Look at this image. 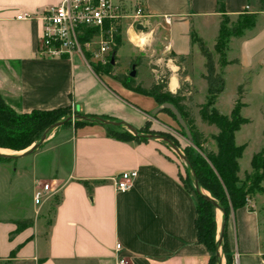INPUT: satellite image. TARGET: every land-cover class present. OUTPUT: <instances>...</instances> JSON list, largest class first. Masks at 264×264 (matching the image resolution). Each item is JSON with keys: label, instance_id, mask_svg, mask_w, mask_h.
<instances>
[{"label": "crops", "instance_id": "crops-1", "mask_svg": "<svg viewBox=\"0 0 264 264\" xmlns=\"http://www.w3.org/2000/svg\"><path fill=\"white\" fill-rule=\"evenodd\" d=\"M60 1L0 0L3 101L18 113L69 107L72 112L104 116L135 131L145 123L150 131H161L158 120L168 125L169 117L159 111L162 105L152 97L127 90L104 72L95 74L78 54L66 59L36 56L41 21L16 17L35 15ZM122 1L141 2L147 18L143 31H132L125 22L114 65L123 59L131 67L134 60L137 66L132 79L142 88L157 83L162 68L167 92L190 97L193 107L203 104L204 59L191 34L211 52L218 71L212 50L219 23L216 0ZM223 7L231 23L237 15L255 14L253 27L228 40L225 59L229 64L222 69L223 80L231 67L245 74L258 70L254 78L259 77L258 87L264 92V73L260 75L264 69V12L258 10L256 0H223ZM124 45L129 49L125 59L118 55ZM178 57L184 58L180 65ZM145 66L150 71L147 79L139 73ZM245 82L242 97L253 80ZM198 83L201 92L205 91L200 101ZM220 94L214 103L216 110ZM201 125L209 130L208 138L216 134L213 127ZM239 130L234 133V144L245 149L247 142L236 140ZM202 148L215 151L206 139ZM45 154L49 158L40 157ZM176 157L160 139H117L105 126L93 124L57 129L35 152L16 159L28 160L17 168L0 162V194L8 190L25 196L24 204L0 206V264H116L117 254L129 264H207L208 253L196 241L193 196L181 179ZM239 162L237 177L242 179L251 169L241 170ZM131 172L129 188L118 192L112 178ZM52 180L59 191L34 205L33 192ZM260 186L262 192L249 196L225 222L215 210V239L223 227L233 264H264V182ZM22 221L29 223L17 230L16 223ZM116 244L120 245L118 253ZM217 254L219 264H225L219 248Z\"/></svg>", "mask_w": 264, "mask_h": 264}, {"label": "trees", "instance_id": "trees-1", "mask_svg": "<svg viewBox=\"0 0 264 264\" xmlns=\"http://www.w3.org/2000/svg\"><path fill=\"white\" fill-rule=\"evenodd\" d=\"M258 10L264 12V0H256ZM217 13L219 14L218 32L213 45V52L217 55V65L219 70L216 71L211 52L191 34V41L195 43L199 54L204 59L203 80L206 84L205 101L203 104L196 106L198 117L201 124L213 127L216 134L212 136L215 143L214 152H203V138L193 126L190 116L191 99L184 98L178 94H171L165 89V77L159 78L157 83L151 84L148 88H142L136 84L127 74L111 75L114 63H108L105 67L91 66L92 71L96 74L100 71L106 72L114 80L118 81L127 90L150 96L159 104L170 105L179 115L185 130L188 133V140L191 146L182 149V155L188 163V171L193 173L194 178L200 189L210 194L211 200L223 211L224 222L230 212L241 208L246 204L249 196L257 192H262L260 186L264 182V147L257 153L252 154L249 165L251 171L244 173L242 181L237 177L239 171L238 160L244 149V145L236 146L234 144V133L241 125L248 121L240 116V109L243 104L240 102L243 95V88L246 84L236 87V99L233 102L230 113L226 116L221 115L215 108L214 103L217 96L223 91L224 80L222 69L229 64L225 59V52L230 37H239L245 29L254 25L255 14L237 15L234 23H231L225 14L223 0H216ZM92 33L88 32L87 36ZM83 38L80 42H83ZM119 46V40H116V47L111 50L114 54ZM184 61L183 57H178L176 63L180 65ZM230 63H237L232 60ZM137 66L135 61H131L130 66ZM189 106V107H188ZM191 106V107H190ZM161 112H167L173 119L175 116L168 109H160ZM70 116H84L93 120L102 119L112 121L104 116L83 115L76 111H71L69 107L57 108L50 111L32 110L29 113H18L8 106L0 97V149H7L13 152H20L32 144L36 143L41 133L54 123ZM93 122L75 120L72 123L63 126L72 125L80 127L93 125ZM110 134L122 140L143 141L145 138L132 136L129 132L121 127L105 126ZM183 135L186 136L181 128ZM144 135H155L159 138H165L172 142L177 148L178 144L168 134L150 131L148 124L137 131ZM187 138V137H186ZM203 152V155L201 154ZM9 161L0 157V162ZM193 200L195 206L194 228L198 244L202 245L208 253L207 264H218V248L224 257L225 264H233V255L229 251L223 230L219 242L215 239L214 211L212 204L200 195L196 194L193 189ZM29 221L17 222V230L28 224ZM264 261V255L262 256Z\"/></svg>", "mask_w": 264, "mask_h": 264}, {"label": "built area", "instance_id": "built-area-1", "mask_svg": "<svg viewBox=\"0 0 264 264\" xmlns=\"http://www.w3.org/2000/svg\"><path fill=\"white\" fill-rule=\"evenodd\" d=\"M128 10L122 0H61L57 5L43 9L35 15L18 16L38 18L41 21V35L36 48L40 59H66L78 54L89 67H105L109 63L111 50L116 40L121 39L125 22L132 31L135 25L144 26L147 15L141 2H135ZM164 22L168 20L164 18ZM92 34L87 36V33ZM83 38V42L80 39ZM134 173H123L112 178L118 192L126 191ZM55 181L44 183L33 192L32 202L39 205L44 199L59 191ZM116 253L120 245L114 247ZM116 264H129L124 258L116 257Z\"/></svg>", "mask_w": 264, "mask_h": 264}, {"label": "rangeland", "instance_id": "rangeland-1", "mask_svg": "<svg viewBox=\"0 0 264 264\" xmlns=\"http://www.w3.org/2000/svg\"><path fill=\"white\" fill-rule=\"evenodd\" d=\"M132 4L133 3H130V4L128 3V10H130L129 7ZM128 54H129V49L125 45L118 52V55L122 58L127 57ZM229 56H230V54H229ZM122 61L117 63L116 65H114V67H113L114 69L111 70L112 73L127 74L130 71L129 63H124L123 59H122ZM158 70H159V74H158L159 78L166 76L164 69L159 68ZM100 72H102V71H100ZM257 72H258V70H256V71L253 70V72L251 71L250 73L245 74L244 72H242V70H240L238 68H234V67L229 68V70L226 72V75L224 77L223 91L221 92V94L218 98L217 105H216V108L221 115H224V116L228 115L230 112L232 103L234 102V99L236 98V95H235L236 86L239 83H243L246 80H248V81L253 80V83L249 87H247L246 95L244 97H242V99L240 100L241 103L244 104V107L241 109L240 115L242 118L248 120L249 124L244 125V126H240L239 127L240 130H239L238 134L236 135V140L238 143L247 142V146L245 147V149L241 155L240 162H239L240 169L245 170V171L250 168L249 161H250L251 155L254 153H257L258 151H260L264 147V139H263L264 135L262 136V133L264 132V92L261 89H259V87H258L259 77H256V79L254 78L255 73H257ZM104 73H106V72L104 71ZM139 73H140V76L147 79L148 74H150V71L148 70V67L145 66L143 69H139ZM263 73H264V69H262V72L260 74L261 77L263 76ZM198 86H199L200 95L197 97V100L200 101L203 99V95H204L205 91L201 92V89H200L201 87H200L199 83H198ZM163 113H165L169 117L168 118L169 124L168 125L166 123L164 124V120L159 119L158 122L161 124V126H160L161 131H159V132L168 134L174 141H176V143L178 144V149H179L180 153L183 154L182 149L184 147L191 146V143L186 138V136L183 135L181 127L177 123V121H175V119H173L169 113H167V112H163ZM190 113H191L190 116L192 118L194 128L197 131H198V129L202 130V133H201L202 138L204 140L206 139L208 145H210V143H212V145L215 146V143L212 140V137L208 138L209 130H206L201 125V123L199 122L198 112H197L196 107H191ZM162 125H164V127H162ZM63 127H66V126H62V127L48 131L45 138H44L43 143L49 137H51V135L55 131H57V129H61ZM42 133H41V135H42ZM43 143L41 144V146L43 145ZM3 150L9 152V154H13L12 153L13 151H11V150H7V149H3ZM202 150L205 153L207 152V148H202ZM203 152L201 153L202 155H203ZM14 154H18V153H14ZM48 156H50V155L45 154L44 156L42 155L40 157L44 158V157H48ZM26 161H28V160H23V161L10 160V161H5V162H9L8 167L10 169H13V168L19 167L21 164H25ZM178 161H179L180 166H181V179H182L183 183L185 184V186L187 187V189L191 192V194H193L194 188H193L192 175L188 171L184 162L181 159H178ZM242 179H239V180L242 181ZM200 190H201L202 194H205V195L210 197V194L207 191H205L203 189H200ZM24 198H25V196L18 195L17 193H15V194L10 193V191L5 190V192L2 195L0 194V206H3V205L11 206V205H14L16 203L24 204V202H25ZM55 201L56 200H54V202ZM214 215H215V211H214ZM215 237H216V228H215ZM219 251H220V249H219Z\"/></svg>", "mask_w": 264, "mask_h": 264}, {"label": "water", "instance_id": "water-1", "mask_svg": "<svg viewBox=\"0 0 264 264\" xmlns=\"http://www.w3.org/2000/svg\"><path fill=\"white\" fill-rule=\"evenodd\" d=\"M135 29L137 31H143L144 30V28L141 25H139V24L135 25ZM113 56H114L113 53L110 54L109 63L111 65L114 63L113 62ZM128 76L130 78H134L135 77V71H134V66L133 65L130 68V71L128 73ZM160 109H168L175 116L177 123L184 130V132L186 134V137L188 139L189 138L188 137V133L185 130L184 125L181 122V120H180L179 115L177 114V112L170 105H167V104H163ZM75 120H82V121H87V122H93L95 124L103 125V126L125 127L132 136L140 137V138H145V139H153V138L160 139L163 142H165L173 150V152L175 153V155L184 162L185 166L188 167V163L185 160V158L183 157V155L180 153L179 149L172 142H170L169 140H167L165 138H159L158 136H155V135H144V134H140L137 131H135L132 128H130L129 126L123 125L121 122H117V121H107V120H102V119L93 120L91 118H87V117H84V116H70V117H67L65 119H62V120L54 123L53 125H51L47 129H45L44 132L42 133V135L39 137L38 141L36 143L32 144L27 149L23 150L22 153H19V154H3V153H0V157L3 158V159H7V160L10 161V160H16L18 158L28 156V155L32 154L33 152H35L37 149L40 148V146L43 143L44 138H45V136H46V134H47L48 131H50L52 129L59 128V127H62L64 124L72 123ZM191 175H192V178H193V188H194L195 193L198 194V195H200L201 197H203L205 200L209 201L212 204V206L215 208V210H219L221 212V214H222V219H223V211L216 205V203L213 200H211V198L209 196L201 193V190H200V188H199V186L197 184V181L194 178V175H193L192 172H191ZM223 222H224V219H223ZM222 232H223V227H222V229H220L218 238L216 239L217 242L220 241Z\"/></svg>", "mask_w": 264, "mask_h": 264}, {"label": "bare ground", "instance_id": "bare-ground-1", "mask_svg": "<svg viewBox=\"0 0 264 264\" xmlns=\"http://www.w3.org/2000/svg\"><path fill=\"white\" fill-rule=\"evenodd\" d=\"M22 152H23V151H20V152H18V154H19V153H22ZM0 153H3V154H9V152H7V151H5V150H1V149H0Z\"/></svg>", "mask_w": 264, "mask_h": 264}, {"label": "flooded vegetation", "instance_id": "flooded-vegetation-1", "mask_svg": "<svg viewBox=\"0 0 264 264\" xmlns=\"http://www.w3.org/2000/svg\"><path fill=\"white\" fill-rule=\"evenodd\" d=\"M131 68V67H130Z\"/></svg>", "mask_w": 264, "mask_h": 264}]
</instances>
